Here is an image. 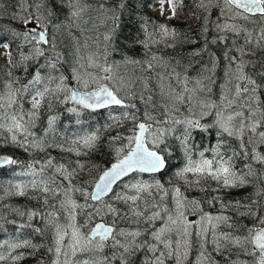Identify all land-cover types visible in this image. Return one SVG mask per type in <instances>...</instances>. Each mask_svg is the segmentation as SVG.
Here are the masks:
<instances>
[{
	"label": "snow or ice",
	"instance_id": "obj_1",
	"mask_svg": "<svg viewBox=\"0 0 264 264\" xmlns=\"http://www.w3.org/2000/svg\"><path fill=\"white\" fill-rule=\"evenodd\" d=\"M157 2L161 16L165 15L167 5L170 13L167 20L180 19L186 8L200 19L204 46L195 50L193 56L208 54L211 45H224V81L219 97L214 98L212 87L216 84L215 70L221 60L215 53L209 55L208 65L192 80L177 71V68H182L184 73L187 71L179 60L166 61L150 53V43L156 41L139 42L145 49L144 58L125 56L123 63L139 66L146 74L142 77L121 74L117 71L119 64L108 62V51L115 43L118 25L104 36L108 45L103 51L77 58L79 67H72L70 79L63 73L55 75L63 58L55 51V36L50 35V27L58 30L59 26L46 22L56 10L52 0H41L38 4L17 0L19 11L13 5L10 18L19 19L23 29L10 28L0 36V48L5 50L4 55L13 67L16 65L10 50L11 41L22 38L25 44L32 46L30 56L21 54L20 66L25 71V61L44 57V63L34 69L31 79L19 88H14L17 81L10 80L5 85L8 91L0 94V130L8 133L5 136L0 132V166L22 163L3 154L8 148L25 152L60 148L80 157L103 146L96 130L82 135L73 133L77 147L64 149L63 143L57 142L53 135L57 115H48L43 135H38L33 129L37 127L36 121L45 103L49 112L54 103L74 104L67 112L75 114L78 125L82 123L81 110L97 109L110 110L112 123L106 125L108 128H120L125 122L132 124L129 135L117 132L111 137L110 146L121 142L114 148L116 160L98 175L91 190L74 182L86 168L81 160L60 163L54 162L51 155L43 161L28 163L25 165L28 171L17 173L32 179L15 184L9 181L15 189L11 194L27 196L31 189L35 194L31 198L53 209L46 214L55 232V247L47 248L55 256L50 264H137L138 259L140 264H216L213 254L226 252L250 256L254 264H264V177L251 164L256 161L264 165V0ZM66 6L73 9L71 16L76 18H80L86 7L80 0H68ZM118 7L123 9L125 4L121 2ZM33 8L35 11L30 10ZM2 9L4 4L0 3ZM194 9L199 10L198 17ZM113 19H119L114 10ZM158 28L164 38L177 35L167 23H160ZM213 30L216 35L209 39L207 34ZM20 46L17 44L18 48ZM44 46L52 49L51 56H46ZM81 59L86 63L80 64ZM79 68L85 71L81 73ZM190 83L192 87L188 86ZM25 99L31 104L28 111L22 107ZM182 111L186 115L180 119ZM197 134L213 135L214 146L204 148L195 144ZM50 135H53L51 140ZM177 150L182 153L184 164L174 175L183 181L184 191L171 180V187H166L156 179L172 169L171 160ZM194 155L199 158L194 159ZM237 158L248 161L244 165L246 171L237 169ZM144 173L153 177L151 182L133 177V182L124 184L122 191L114 190L113 186L122 178ZM250 176L260 181L256 199L249 198L247 204L226 199V190L245 187L251 182ZM210 182H215L217 187L213 188ZM190 190L205 195L200 198L185 195ZM73 193H79L83 203L73 198ZM169 197L173 201L171 208L167 203ZM57 198L59 209L49 203ZM217 203L222 209H235L240 218L250 221V226H242L232 215L223 212L212 215L204 210V204L214 207ZM60 212L64 213L63 217ZM19 214L28 221L45 216L37 210ZM77 217H83V221L78 222ZM60 219H65L67 224H61ZM125 222H131L130 226H121ZM25 226L32 227L30 223L19 225L20 228ZM69 229L71 242L65 248ZM34 231L42 234L43 230L35 228ZM23 245L32 248L33 255L41 247L28 240L23 241ZM8 247L15 249L21 244ZM5 259L0 255V261ZM12 259L18 261L23 256L17 254ZM37 264H43V260ZM230 264L241 262L231 260Z\"/></svg>",
	"mask_w": 264,
	"mask_h": 264
},
{
	"label": "trees",
	"instance_id": "obj_2",
	"mask_svg": "<svg viewBox=\"0 0 264 264\" xmlns=\"http://www.w3.org/2000/svg\"><path fill=\"white\" fill-rule=\"evenodd\" d=\"M11 1H13L14 5L15 2H17V0ZM87 1L94 4L104 3L108 7L115 9V15L119 17L118 20L113 19V17H109L103 25L107 30V34H110L114 25H118V28L116 29L115 43L112 45V48H109L108 51V57L112 61H115L117 58H123L125 56L138 59L142 56V54H145V49L142 43L139 42L150 43L151 40H156L155 35L153 34L157 27L158 18L154 14L152 7L153 3L156 0ZM1 2L8 4V6L12 8L10 0H1ZM121 2L125 4V7L123 9L118 7ZM52 3L54 4L53 1ZM192 3L193 0H186V4ZM11 10L14 9H8L7 13H0V36L5 35L8 29L13 28V24L11 22L12 19L10 18V13H12ZM194 10L196 11L198 17L199 10ZM63 12L64 11H62L61 9L56 8L55 12L48 18V20H51L53 23L60 22V20L63 18ZM185 16H187V18H184ZM169 28H174L177 32V35L175 37L171 36V40L168 45L164 46L163 43L158 44V53L162 54L165 59L169 58L171 62L179 60L183 69H187L186 73H184L182 68H179L180 72L188 76L193 75V73H200L205 65H208L209 55L211 53H215L216 56L221 57V60L217 63V67L215 70V85L219 84V82H223V44L211 45L209 47L208 54H203L199 57H195L192 55L195 50L204 46V37L203 35H201L200 19L193 17L191 15V12H189L186 8L181 14L180 19L170 20ZM149 34H152L151 37L149 36ZM207 35L208 38L211 39L216 35V33L213 30ZM9 39L11 40V37H9ZM194 40H198V42L193 43ZM17 44L21 46L18 48ZM153 44L154 43H150V47L153 46ZM107 45L108 42L106 43V46ZM113 48L118 50L113 51ZM10 50L12 52L13 63L16 66L13 67L11 65H8V68L11 69L13 73L18 75V81H20L21 83H26L27 80L31 79V75L34 69L37 68L39 64L44 63V57H39L36 60L25 61L24 63L27 66V71H25L24 67L20 66L21 54L30 56L32 54V46L25 44L23 39L21 38L18 41H11ZM66 55L67 57L65 56V58L61 60L60 64L58 65L59 71L54 73L55 75L63 73L64 75L71 77L73 63L67 52ZM190 61L191 64H189ZM215 87L213 91L214 97L219 96V89ZM71 106L75 105L72 103H54L51 112H49L47 104L45 103L44 107H42L41 109L40 119L37 120L36 129L38 133H42V130L46 127V120L48 115H57L59 119L55 125L56 133L53 135L57 142L63 143L64 149L77 147V145L73 143V133H80L82 135L84 132L90 133L99 130L103 146L98 147L96 151L92 152L89 155H82L80 157H77L74 152H66L61 150L60 148L49 149V151L54 153V158L56 160L62 158V161L65 160L67 161V163L69 160H81V162L86 165V168L80 173V177H83V179H85L88 176L89 181L86 182L84 180V182L89 185V190H91L90 186L93 181L103 170L111 167V164L116 160L114 148L117 147L119 143L115 142L114 145L110 146L109 141L111 140V137L117 132L121 133L122 135L129 134V129H131L132 124L131 122H125L120 128H108L106 127V125L112 123L109 119L110 110L99 109L94 111L81 110L79 119L82 123L78 125L75 122L77 119L75 114L67 112V108ZM140 107H142V105H140ZM49 140H51V138ZM170 143L174 142L170 140ZM194 143L204 148H210L215 144V137L208 134H197ZM30 152H25L22 149L15 148H8L3 150V153L11 154L15 159L17 158L19 161L23 162V164L0 167V195L4 194L7 190L9 181L13 182L15 181V179H26L25 176L17 175V173L23 172V167H25L26 162L33 160L35 155L30 157ZM206 155L209 154L206 153ZM36 157L38 158V156ZM193 158L198 159L199 157L197 155H194ZM235 163L238 170L246 171L244 165L248 163V161L237 158ZM171 164L173 166L172 169H170L165 175H163V177L157 176L156 179H160L161 182L163 181L164 183H168L171 180L172 183L179 184L184 189L183 181L178 180L174 175V171L179 167H182L184 164V158L179 150L174 152ZM251 164L253 169L259 171L261 173V176L264 177V165H261L256 161H251ZM142 176L144 177V180L148 182H151L153 179L151 175L142 174ZM189 178L191 179L192 177L189 176ZM248 179L251 182L245 187L226 190L228 193L226 199L244 201L245 203L249 200V198L256 199L257 197L255 194L258 187L260 186V181L256 177L251 176L248 177ZM74 182L76 183V180ZM210 183L212 185V182ZM33 195L35 194L31 189H29L27 196L16 197L15 200H17L18 202L16 206L20 209H32L44 213L45 216H43L42 223L45 227L42 226L38 217L37 221H34L31 224L32 227L25 226L23 228H20L19 225L25 223V218L19 217L15 212L9 214L10 216L7 219L0 218V255L6 257L5 260L0 261V264H37V262L41 259L43 260V264H50L51 260L53 259V253H49L47 251L48 247H53V238L50 234V231H53V229L52 226L48 227V217L46 216V214L53 209L44 205L41 201L31 198L33 197ZM73 195H75L77 199L82 198L78 193H73ZM4 203H7V201L5 200ZM49 203L56 204L57 206V203H59V198L50 200ZM203 207L210 212H215L219 209L218 203L214 207H210L207 204H204ZM57 209H59V206H57ZM231 212L236 215V217L233 216V218L239 219L241 225L250 226V221L247 218H240L239 215L235 213V211ZM61 214L62 212H60V215ZM124 225H128V223L125 222ZM35 228L42 229V234L36 233L34 231ZM25 240L30 241L31 244L41 245L38 250H35L34 255L32 254L34 251L32 248L23 245V241ZM14 243H20L21 247L15 249L8 247L9 244ZM17 254L22 255L23 259L14 261L12 257ZM223 255H219L220 257H218L217 255L215 256L216 259L223 260L221 264H230V261H228L229 259L227 256H225V253H223ZM228 255H233V257H235L238 254L228 253ZM245 257L248 258L249 256Z\"/></svg>",
	"mask_w": 264,
	"mask_h": 264
},
{
	"label": "rangeland",
	"instance_id": "obj_3",
	"mask_svg": "<svg viewBox=\"0 0 264 264\" xmlns=\"http://www.w3.org/2000/svg\"><path fill=\"white\" fill-rule=\"evenodd\" d=\"M54 2V4L56 5V8L61 9L63 12V18L60 20V22L58 23H53L51 20L46 21L47 23H49V25L51 24H56L59 26L58 30L56 28H51L50 27V35H54L55 39H56V43H57V47L55 49L56 52L60 53L61 57L64 59L67 54L69 55V57L72 60L73 66H77L79 67V65H76V60L78 57H87L89 54L92 53H98L104 50V48L106 47V41H104V36L107 35V30L104 28V23L107 21V19L109 17H113V11H115V9L108 7L106 4L101 3L104 5L103 8L100 7L101 4L97 3H90L87 0H80L81 4L85 5V10L81 13L80 18H76V17H72L71 16V12L73 11V9L68 8L66 5L68 3V0H52ZM32 3L34 4H38L41 3L40 0H31ZM0 3L1 2L0 0ZM11 3V7L10 8L8 6V4L3 3L4 4V9L0 10V13H7L8 9H13V1L10 0ZM15 10L18 12L19 11V5L17 2H15ZM153 12L154 14L157 16L158 18V23H157V27L155 29V32L153 35H155L156 38V42L153 44V46L150 47V53L151 54H155L158 57H162L164 60L166 61H170L169 58L165 59L162 54L158 53V44L163 43L164 46L168 45L170 40H171V36L169 37H162L159 34V28L158 25L162 22L167 23L168 27H170V20H167V16L170 14L167 11V5H165L166 11H165V15L161 16L159 14V4L157 2V0L153 3ZM64 9V10H63ZM31 11H35V9H30ZM14 10H11V12L13 13ZM10 13V14H12ZM14 20V21H13ZM12 24H13V28H15L16 30H22L23 26L20 22L19 19H12L11 20ZM242 23V21H241ZM31 26V25H29ZM46 48V55L47 56H51L52 55V49L48 46H44ZM79 48V52H77V49ZM5 50L3 48H0V94H4L8 91V89L6 88V84L11 80V81H17V83L14 85V88H19L21 84L20 81H18V75L13 73L11 69L8 68V59L7 57L4 55ZM65 54V55H64ZM128 55V54H126ZM145 56V54L138 58V59H143ZM129 57V56H127ZM124 58V57H123ZM123 58H117L115 61H112L111 59H109L108 57V62L111 63H116L119 64L120 67L117 69V71H119L121 74L125 75L126 77L129 75L134 74L135 77H142L144 76L146 73L142 72L139 68V66H132V65H125L123 63ZM132 58V57H131ZM62 59V60H63ZM137 59V58H134ZM86 60L85 59H81L80 60V64H85ZM207 66V65H205ZM59 67V66H58ZM89 71H93L92 69H88ZM79 71L81 73H83L85 71L84 68H79ZM177 71H180L179 68H177ZM9 72H11V76H9ZM182 75H184V73H182ZM66 77H69L67 75H65ZM188 76V75H187ZM190 79L195 80L196 78H198V73H193V75L188 76ZM224 77V76H223ZM71 77H69L70 79ZM215 78H216V74H215ZM224 81V78H223ZM21 83V84H20ZM74 83V82H73ZM223 82H219V84L217 85H213V91H214V87L216 86L219 89V95H220V85ZM189 87H192L193 84H189ZM215 87V88H216ZM219 97V96H216ZM214 97V98H216ZM22 107L25 111H28L31 108V104L29 102L28 99H25L22 103ZM74 107V106H71ZM186 115V113H184L182 111L181 116L178 117L180 119H183L184 116ZM36 125H37V121H36ZM37 128V127H36ZM33 129V131H37V129ZM0 132H2L3 135L7 136L8 133L4 130H0ZM38 135H43V130L42 133H38ZM129 134H125L124 136H127ZM49 139H53V136H49ZM118 146H120L121 142L117 141ZM31 151V152H30ZM29 152L30 157H32L33 155L34 158L31 161H27L26 165L30 162H34L36 160H40L43 161L44 159H46L49 155H51L52 157H54V153L49 151V149H45L44 151H39L36 149H31ZM68 152V151H66ZM38 156V158L36 157ZM17 159V158H16ZM18 160V159H17ZM19 161V160H18ZM71 161V160H69ZM68 161V162H69ZM54 162H60V163H67V161L63 160L62 158L56 160ZM23 162L19 165H22ZM37 169L39 168V165L36 166ZM264 169V166H263ZM24 171H28V169L26 167H23V172ZM263 175V174H262ZM26 179H15V181L12 182V184L15 183H19L21 181H28L30 179H32L33 177L31 176H25ZM133 177H135L136 179H140V180H144V177L142 176V174H133L132 176L128 177L127 179H125L121 184H119L114 190L116 192H120L123 189V185L126 183H131L133 182ZM84 180L86 182L89 181L88 176L83 179V177L79 176L76 178V183L78 185H81L83 187H87L89 188V185H87ZM145 181V180H144ZM148 182V181H147ZM162 183H164L162 181ZM172 183V182H171ZM174 184V183H173ZM166 187H171V185L168 183H165ZM177 186H180L179 184H176ZM213 188L217 187V185L215 184V182H212L211 185ZM181 187V186H180ZM181 190L184 191L183 187H181ZM15 189H13L11 187V185L9 184L7 186V190L4 194L0 195V218H5L7 219L13 212L17 213L19 217H22L19 212L20 211H31L30 210H25V209H20L18 208L17 205V200H15L16 197H18V195L15 194H11L14 193ZM79 194V193H78ZM202 194V195H201ZM80 195V194H79ZM111 195V194H110ZM185 195H190V196H194L196 198H200L201 196H204L205 194L203 192H199V191H194V190H190L189 192H186ZM197 195V196H196ZM81 196V195H80ZM82 197V196H81ZM73 198L77 199V197L75 195H73ZM105 199H108V197H105ZM7 201V203H4V201ZM78 202L83 203V197L81 199H77ZM244 204H247L248 201H246V203L244 201H241ZM168 206L171 208L173 207V201L171 199V197H169L168 201ZM57 206H59V203H57ZM118 207L123 208V205H117ZM218 207L219 209L216 210L215 212H210L207 209L204 208V210L206 212H208L209 214L212 215H216L218 213L223 212L224 214L227 215H232L234 217H236V215L233 214V212L231 211H235L232 208L229 209H222L221 205L218 203ZM19 210V211H17ZM61 217L64 216V213L62 212V214L60 215ZM23 218V217H22ZM24 222L23 224H32L34 221H37L36 219H33L31 221L27 220V217H24ZM40 219V223L42 224L43 227H45L42 223L43 221V216L39 217ZM77 221L78 222H82L83 221V217H77ZM59 222L61 224H67V221L65 219H60ZM98 222V221H97ZM48 223V222H47ZM128 225H124L122 224L121 226L123 227H129L131 222H127ZM51 225L48 224V227H50ZM243 226V225H242ZM48 229V228H47ZM53 229V227H52ZM20 230V229H18ZM50 230V229H49ZM84 229H82L83 231ZM70 232L71 230L69 229V236L65 237V248L67 247V244L71 242L70 240ZM50 234L53 238V248L55 247V243H54V239H55V232L54 229L53 231H50ZM143 237H141L142 239ZM249 249H251V246H249ZM211 251V249H209ZM220 257L218 254H213V259L215 260L216 264H221L223 262V260H218L216 259V256ZM224 256V255H223ZM225 256L228 257L229 261L231 260H236L241 262V264H244V262H246V264H254V260L252 257H248L246 258L245 255H237L235 257H233V255H228V253H225ZM55 258L54 256V252H53V259ZM64 257H61V260L63 261ZM194 259V257H193ZM137 264H140V260H137Z\"/></svg>",
	"mask_w": 264,
	"mask_h": 264
},
{
	"label": "water",
	"instance_id": "obj_4",
	"mask_svg": "<svg viewBox=\"0 0 264 264\" xmlns=\"http://www.w3.org/2000/svg\"><path fill=\"white\" fill-rule=\"evenodd\" d=\"M29 27H31V26H29ZM97 110H99V109H97ZM3 154H5V155H10V154H7V153H3ZM12 156V155H11ZM14 158V157H13ZM0 167H5V166H0ZM144 174H147V173H144ZM130 175H132V174H130ZM129 175V176H130ZM129 176H127V177H129ZM127 177H124V178H122V180L121 181H118L117 182V185L120 183V182H122L124 179H126ZM117 185H114L113 187H114V189L116 188V186ZM110 195V194H109Z\"/></svg>",
	"mask_w": 264,
	"mask_h": 264
},
{
	"label": "bare ground",
	"instance_id": "obj_5",
	"mask_svg": "<svg viewBox=\"0 0 264 264\" xmlns=\"http://www.w3.org/2000/svg\"><path fill=\"white\" fill-rule=\"evenodd\" d=\"M21 84V83H20ZM12 174V173H11ZM9 180V179H8ZM4 181V180H3ZM6 192V191H5ZM197 196V195H196ZM6 227V226H5ZM229 261V260H228Z\"/></svg>",
	"mask_w": 264,
	"mask_h": 264
}]
</instances>
